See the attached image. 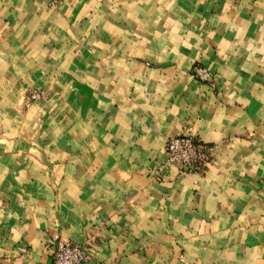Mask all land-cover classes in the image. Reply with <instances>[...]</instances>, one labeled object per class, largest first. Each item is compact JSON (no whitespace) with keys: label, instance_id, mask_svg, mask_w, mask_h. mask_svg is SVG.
Listing matches in <instances>:
<instances>
[{"label":"crops","instance_id":"obj_1","mask_svg":"<svg viewBox=\"0 0 264 264\" xmlns=\"http://www.w3.org/2000/svg\"><path fill=\"white\" fill-rule=\"evenodd\" d=\"M184 126L202 173L165 161ZM55 236L89 264H264V0H0V264H53Z\"/></svg>","mask_w":264,"mask_h":264},{"label":"built area","instance_id":"obj_2","mask_svg":"<svg viewBox=\"0 0 264 264\" xmlns=\"http://www.w3.org/2000/svg\"><path fill=\"white\" fill-rule=\"evenodd\" d=\"M192 72L202 81L212 77L211 71L201 66L194 67ZM212 150L213 145L200 140L190 127L184 126L179 133L167 138L165 161L185 171L202 173L212 158ZM53 241V264H89L93 261L94 257L82 244L58 236L53 237ZM94 264L100 263L94 261Z\"/></svg>","mask_w":264,"mask_h":264},{"label":"rangeland","instance_id":"obj_3","mask_svg":"<svg viewBox=\"0 0 264 264\" xmlns=\"http://www.w3.org/2000/svg\"><path fill=\"white\" fill-rule=\"evenodd\" d=\"M45 99H47V93L43 88L29 87L22 94L19 106L21 109L25 110L28 107L32 106L35 102Z\"/></svg>","mask_w":264,"mask_h":264}]
</instances>
